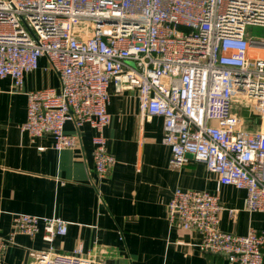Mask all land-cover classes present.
<instances>
[{
	"label": "built area",
	"instance_id": "obj_1",
	"mask_svg": "<svg viewBox=\"0 0 264 264\" xmlns=\"http://www.w3.org/2000/svg\"><path fill=\"white\" fill-rule=\"evenodd\" d=\"M249 27L264 28V0H0V79L20 91L48 60L60 88L26 93L22 131L32 139L50 135L53 149L63 151L80 143L66 124L89 125L100 180L117 163L105 135L109 88L137 91L142 112L163 120L172 167L204 163L223 186L247 192V211L264 213V130L244 129L232 111L238 99L264 119V57L252 56L253 47L264 52V39L249 37ZM225 210L207 191L177 189L168 205L173 225L202 236L201 252L263 264L264 230H221ZM15 226L32 237L42 232L50 244L68 232L61 219L24 214ZM13 237H0V264ZM30 256L36 264H95L81 248Z\"/></svg>",
	"mask_w": 264,
	"mask_h": 264
},
{
	"label": "crops",
	"instance_id": "obj_2",
	"mask_svg": "<svg viewBox=\"0 0 264 264\" xmlns=\"http://www.w3.org/2000/svg\"><path fill=\"white\" fill-rule=\"evenodd\" d=\"M45 88H60L59 75L46 58L26 75L20 91L11 79H0V237L14 234L1 264H36L31 251L50 247L62 254L81 248L95 264H230L223 255L201 252L199 233L170 222L168 205L177 189L218 195L226 209L220 214L225 232L245 236L264 230V213L246 210L245 190L223 186L204 163L191 161L180 169L170 165L163 120L142 112L135 90L109 88L105 135L117 163L105 179L95 171L89 125L78 130L66 124L67 134L80 136L76 149L54 150L50 135L30 138L22 131L26 93ZM232 111L242 117L244 129L264 130V119L251 106L236 99ZM18 214L61 219L68 232L52 244L42 232L34 237L18 233Z\"/></svg>",
	"mask_w": 264,
	"mask_h": 264
},
{
	"label": "rangeland",
	"instance_id": "obj_3",
	"mask_svg": "<svg viewBox=\"0 0 264 264\" xmlns=\"http://www.w3.org/2000/svg\"><path fill=\"white\" fill-rule=\"evenodd\" d=\"M248 36L253 39H264V28H258V27H249L248 28ZM256 55H258V51H256Z\"/></svg>",
	"mask_w": 264,
	"mask_h": 264
},
{
	"label": "bare ground",
	"instance_id": "obj_4",
	"mask_svg": "<svg viewBox=\"0 0 264 264\" xmlns=\"http://www.w3.org/2000/svg\"><path fill=\"white\" fill-rule=\"evenodd\" d=\"M252 56H256V52H255L254 47H253V49H252Z\"/></svg>",
	"mask_w": 264,
	"mask_h": 264
},
{
	"label": "water",
	"instance_id": "obj_5",
	"mask_svg": "<svg viewBox=\"0 0 264 264\" xmlns=\"http://www.w3.org/2000/svg\"><path fill=\"white\" fill-rule=\"evenodd\" d=\"M251 63H252V61H251ZM191 157V156H190Z\"/></svg>",
	"mask_w": 264,
	"mask_h": 264
}]
</instances>
